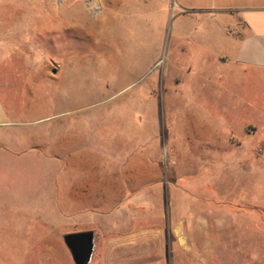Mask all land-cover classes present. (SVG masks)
Listing matches in <instances>:
<instances>
[{"label": "rangeland", "instance_id": "374dc122", "mask_svg": "<svg viewBox=\"0 0 264 264\" xmlns=\"http://www.w3.org/2000/svg\"><path fill=\"white\" fill-rule=\"evenodd\" d=\"M213 27L161 0H0V264H73L81 231L90 264H264V74Z\"/></svg>", "mask_w": 264, "mask_h": 264}, {"label": "crops", "instance_id": "0c3cea01", "mask_svg": "<svg viewBox=\"0 0 264 264\" xmlns=\"http://www.w3.org/2000/svg\"><path fill=\"white\" fill-rule=\"evenodd\" d=\"M161 4L177 17L208 16L214 27L203 42L234 47L233 61L243 73L264 74V0H161ZM0 114L4 118V112Z\"/></svg>", "mask_w": 264, "mask_h": 264}, {"label": "water", "instance_id": "95a60500", "mask_svg": "<svg viewBox=\"0 0 264 264\" xmlns=\"http://www.w3.org/2000/svg\"><path fill=\"white\" fill-rule=\"evenodd\" d=\"M53 74L55 69L51 71ZM62 240L68 249L73 264H90L94 250V233L92 231H81L67 233Z\"/></svg>", "mask_w": 264, "mask_h": 264}]
</instances>
